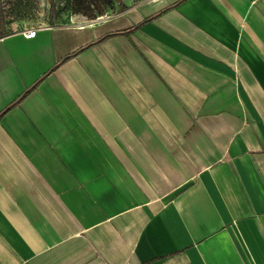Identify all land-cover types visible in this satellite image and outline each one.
I'll return each mask as SVG.
<instances>
[{"label":"crops","instance_id":"obj_1","mask_svg":"<svg viewBox=\"0 0 264 264\" xmlns=\"http://www.w3.org/2000/svg\"><path fill=\"white\" fill-rule=\"evenodd\" d=\"M0 264H264V0L1 38Z\"/></svg>","mask_w":264,"mask_h":264},{"label":"rangeland","instance_id":"obj_2","mask_svg":"<svg viewBox=\"0 0 264 264\" xmlns=\"http://www.w3.org/2000/svg\"><path fill=\"white\" fill-rule=\"evenodd\" d=\"M71 1L0 0V33L11 34L48 25L53 4L57 11L54 22L63 26L109 18L122 12L125 4L130 6L141 0H89L93 3V13L97 16L95 19L73 14Z\"/></svg>","mask_w":264,"mask_h":264},{"label":"trees","instance_id":"obj_3","mask_svg":"<svg viewBox=\"0 0 264 264\" xmlns=\"http://www.w3.org/2000/svg\"><path fill=\"white\" fill-rule=\"evenodd\" d=\"M72 12L75 15H83L85 17H89L91 19H95L97 16L94 15L93 13V3L90 2L89 0H72ZM57 16V11H56V6L55 4L52 5L51 7V14H50V19H49V24L50 25H57L55 24V18ZM9 34L6 33H0V39L7 36Z\"/></svg>","mask_w":264,"mask_h":264},{"label":"built area","instance_id":"obj_4","mask_svg":"<svg viewBox=\"0 0 264 264\" xmlns=\"http://www.w3.org/2000/svg\"><path fill=\"white\" fill-rule=\"evenodd\" d=\"M98 21H100V20H98ZM98 21H92V22L93 23H96ZM38 29L39 28L28 29V30L23 31L22 34L24 35L25 38L32 39V38H35L36 37L37 32H38Z\"/></svg>","mask_w":264,"mask_h":264}]
</instances>
